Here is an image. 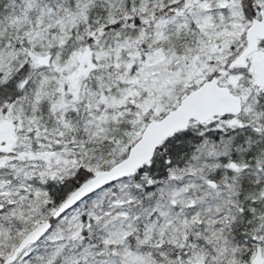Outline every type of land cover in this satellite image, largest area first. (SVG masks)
<instances>
[{
	"label": "snow or ice",
	"instance_id": "obj_1",
	"mask_svg": "<svg viewBox=\"0 0 264 264\" xmlns=\"http://www.w3.org/2000/svg\"><path fill=\"white\" fill-rule=\"evenodd\" d=\"M0 264H264V0H0Z\"/></svg>",
	"mask_w": 264,
	"mask_h": 264
}]
</instances>
